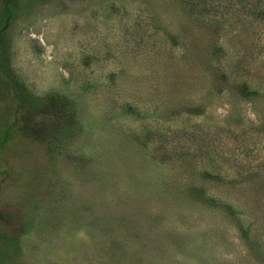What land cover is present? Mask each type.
I'll use <instances>...</instances> for the list:
<instances>
[{"label": "rangeland", "instance_id": "1", "mask_svg": "<svg viewBox=\"0 0 264 264\" xmlns=\"http://www.w3.org/2000/svg\"><path fill=\"white\" fill-rule=\"evenodd\" d=\"M1 40L82 121L28 115L64 139L47 151L4 88L5 264H264V0H47Z\"/></svg>", "mask_w": 264, "mask_h": 264}, {"label": "trees", "instance_id": "2", "mask_svg": "<svg viewBox=\"0 0 264 264\" xmlns=\"http://www.w3.org/2000/svg\"><path fill=\"white\" fill-rule=\"evenodd\" d=\"M45 1L47 0H0V97L7 98L5 95L6 87L8 88L10 86L14 89H17L13 90L12 99H3L5 101L4 105L6 108L16 106L18 111L19 107L22 106L24 111V115L21 114L15 119V121L20 122L21 125L17 127L14 132L20 134V136H23L24 138H30L31 140L42 144L47 151H51V149L55 147L64 146V139L60 138L57 134L58 128L50 125L47 126L46 129H43L37 122L31 126L27 116L38 114L58 115L57 119L64 122L65 119L63 117L69 115L72 126H74V129L71 128L74 134L75 132L80 133L82 130V121L79 115L75 112L76 109L73 108L74 101L66 99L55 93H49L42 97H33L28 95L21 83L10 73L4 46L2 44L3 42L1 40L4 28L9 24V22H11L20 13L27 12L33 4L42 3ZM10 101L14 105H12ZM15 121L4 129L3 142L11 136L10 133L15 126ZM69 126L71 125L69 124ZM94 172L97 173L98 171L95 169ZM204 176L207 178L211 177L208 173H206ZM197 196H199L201 199L202 194L198 193ZM206 198L208 197H205V199ZM209 200L214 201L210 198ZM8 246L9 243L6 240L5 242L0 243V264H5L6 262L5 260L9 255Z\"/></svg>", "mask_w": 264, "mask_h": 264}]
</instances>
